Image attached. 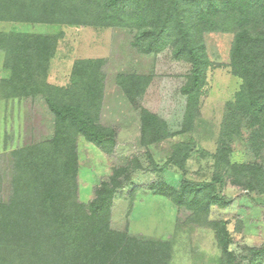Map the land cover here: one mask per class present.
Returning a JSON list of instances; mask_svg holds the SVG:
<instances>
[{"label": "rangeland", "instance_id": "rangeland-1", "mask_svg": "<svg viewBox=\"0 0 264 264\" xmlns=\"http://www.w3.org/2000/svg\"><path fill=\"white\" fill-rule=\"evenodd\" d=\"M6 1L0 34L48 35L56 39L47 75L50 96L60 104L83 101L89 111L93 110L99 125L116 131L117 146L110 153L78 137L80 201L90 202L115 168L126 167L132 181L115 199L114 230L170 241L171 264H228L214 231L204 226V221L192 218L187 207L149 190L161 183L179 190L184 180L211 182L212 193L230 204L213 201L210 220L227 225L234 242L232 250L238 257L235 264H251L249 249H264V189L235 185L229 176H224L222 183L213 180L221 170L218 162H222L226 150L230 163L264 169V140L260 147L252 141L255 128L234 106L243 84L230 67L234 33L217 30L215 25H206L210 30L201 28L208 63L197 114L180 93L188 65L173 58L174 45L163 43L165 50L159 51L149 45L155 35L145 39L163 30L162 16L167 17L173 34L180 36L179 28L188 30L189 12L197 13L206 0H159L163 2V14L159 11L152 15V11L133 25L122 27L80 25V20L100 18L101 0H1V4ZM21 16L31 21H17ZM5 51L0 50V201L11 195L10 153L49 140L55 133V117L43 95L8 96L3 81L11 77L12 63L7 65ZM85 61L94 63L89 74L100 83L96 88L102 94L99 100L89 101L88 88L78 83L79 62ZM129 75H155L145 96L136 93L135 82L132 84L133 101L160 115L177 134L148 148L162 168L160 172L153 170L141 144L140 110L118 82ZM187 115L193 120L186 119ZM259 261L264 264V256Z\"/></svg>", "mask_w": 264, "mask_h": 264}, {"label": "trees", "instance_id": "trees-1", "mask_svg": "<svg viewBox=\"0 0 264 264\" xmlns=\"http://www.w3.org/2000/svg\"><path fill=\"white\" fill-rule=\"evenodd\" d=\"M160 2L101 0L100 18L79 23L92 27L133 25L152 11V15L159 11L163 14V2ZM3 5L7 6V1L1 4L0 0V18ZM70 9L74 10L71 6ZM188 15V30L179 28L180 36L173 34L167 17L162 16L160 27L162 25L163 30L145 39L155 35L149 45L159 51L165 50L163 43L174 45L173 58L188 65L180 93L187 97L197 114L208 63L202 29L210 30L206 25H215L217 30L233 31L230 67L232 74L243 81L234 106L255 128L252 141L260 147L264 140V0H206L197 13ZM17 21H31V18L21 16ZM55 47L53 36L0 34V50H6L7 65L12 63V75L3 81L8 96L43 95L55 117V133L51 139L10 153L11 195L8 200L0 201V264H171L173 245L170 241L112 228L115 199L132 181L128 168H115L112 176L100 183L90 202L80 201L78 137L110 153L117 146V134L112 127L99 125L93 110L89 111L83 101L60 104L50 96L48 90L52 88L47 75ZM79 66L76 72L79 85L88 88L89 101L99 100L102 94L96 92V88L100 83L89 74L94 63L79 62ZM154 77L129 75L118 82L136 105L132 84L135 82L136 93L143 92L145 96ZM136 107L141 116V144L147 150V160L153 170L160 172L162 168L148 148L177 134L170 131L160 115L143 106ZM186 119L193 120L189 115ZM223 154L222 162H218L221 170L214 181L222 183L224 176H229L234 178L235 185L264 189L263 168L253 164L234 165L228 160V150ZM149 190L187 207L192 218L204 221L203 225L214 231L226 262H237L227 225L210 220L213 201L226 202L225 206L230 204L212 193L211 182L184 180L179 190L163 183L150 186ZM249 254L251 264H262L259 259L264 256V249H249Z\"/></svg>", "mask_w": 264, "mask_h": 264}]
</instances>
